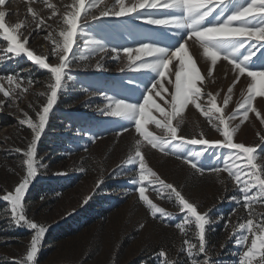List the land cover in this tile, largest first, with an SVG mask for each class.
I'll list each match as a JSON object with an SVG mask.
<instances>
[{"label": "rangeland", "instance_id": "374dc122", "mask_svg": "<svg viewBox=\"0 0 264 264\" xmlns=\"http://www.w3.org/2000/svg\"><path fill=\"white\" fill-rule=\"evenodd\" d=\"M0 205V264H264V0H0Z\"/></svg>", "mask_w": 264, "mask_h": 264}, {"label": "trees", "instance_id": "16d2710c", "mask_svg": "<svg viewBox=\"0 0 264 264\" xmlns=\"http://www.w3.org/2000/svg\"><path fill=\"white\" fill-rule=\"evenodd\" d=\"M62 117V116H61ZM124 181H127V179H125ZM123 185H128L129 184H123ZM56 186V187H55ZM54 186V188H59L56 183V185ZM34 194H35V197H38V196H41V195H44V194H47V192H49L50 190V186L46 183V182H38L35 187H34ZM60 189V188H59ZM62 189V188H61ZM2 207V205H0V208ZM224 209L221 210L222 211V215L220 217V222L219 224H215V229L212 230L211 232L208 233L207 235V239L210 240V241H215L216 243H219L222 239V224H223V221L225 220L226 218V214H227V211H229L230 209V206L228 205H225L223 207ZM217 214L216 215H219L218 212H216ZM68 229V228H67ZM64 230V229H63ZM8 234H11V235H15L14 232H9L7 233ZM61 234V233H60ZM149 264H159L158 263V260L157 261H152V262H149Z\"/></svg>", "mask_w": 264, "mask_h": 264}]
</instances>
